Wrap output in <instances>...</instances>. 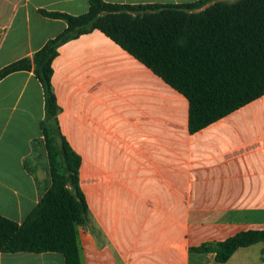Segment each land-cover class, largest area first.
I'll list each match as a JSON object with an SVG mask.
<instances>
[{"label":"crops","instance_id":"crops-1","mask_svg":"<svg viewBox=\"0 0 264 264\" xmlns=\"http://www.w3.org/2000/svg\"><path fill=\"white\" fill-rule=\"evenodd\" d=\"M121 5L197 0H102ZM88 0H0V69L31 57L66 27L39 11L85 14ZM57 124L79 156L90 226L77 228L81 264H220L190 253L264 230V94L190 133L188 102L94 30L52 62ZM42 89L32 72L0 81V216L22 223L47 187ZM0 264H64L57 253H0ZM222 264H264V242Z\"/></svg>","mask_w":264,"mask_h":264},{"label":"trees","instance_id":"trees-1","mask_svg":"<svg viewBox=\"0 0 264 264\" xmlns=\"http://www.w3.org/2000/svg\"><path fill=\"white\" fill-rule=\"evenodd\" d=\"M85 14L39 11L65 29L30 58L0 69L32 72L41 86L44 117L39 127L47 187L20 224L0 216V253H57L64 264H81L77 228L89 227L79 186L80 158L57 124L52 62L66 42L94 30L133 56L188 102L194 133L264 94V0H197L183 4L121 5L88 0ZM264 242V230H247L189 248L225 263L239 248Z\"/></svg>","mask_w":264,"mask_h":264},{"label":"rangeland","instance_id":"rangeland-1","mask_svg":"<svg viewBox=\"0 0 264 264\" xmlns=\"http://www.w3.org/2000/svg\"><path fill=\"white\" fill-rule=\"evenodd\" d=\"M33 157L37 158L38 161V168L43 167V165H45V153L43 150V147H41V149H37L34 153H33Z\"/></svg>","mask_w":264,"mask_h":264}]
</instances>
